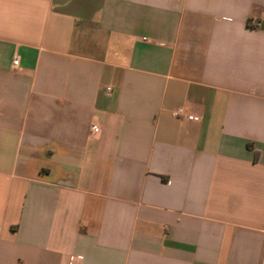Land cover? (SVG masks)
<instances>
[{"label":"crops","instance_id":"0c3cea01","mask_svg":"<svg viewBox=\"0 0 264 264\" xmlns=\"http://www.w3.org/2000/svg\"><path fill=\"white\" fill-rule=\"evenodd\" d=\"M0 264H264V0H0Z\"/></svg>","mask_w":264,"mask_h":264},{"label":"built area","instance_id":"2783aa9c","mask_svg":"<svg viewBox=\"0 0 264 264\" xmlns=\"http://www.w3.org/2000/svg\"><path fill=\"white\" fill-rule=\"evenodd\" d=\"M12 65L13 66H17L18 65V59L14 58L12 60ZM107 90H110L109 87L106 88ZM172 114L175 117H185L188 120H193V121H199L200 120V116L197 114H193V113H187L185 112V110L183 108H177L175 110L172 111ZM99 131V127L97 125H92L91 126V132L92 133H97Z\"/></svg>","mask_w":264,"mask_h":264}]
</instances>
